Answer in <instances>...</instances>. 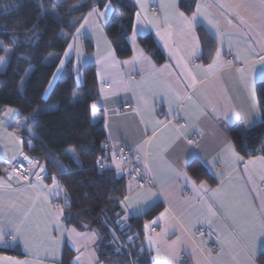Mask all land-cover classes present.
Segmentation results:
<instances>
[{"label": "crops", "instance_id": "obj_1", "mask_svg": "<svg viewBox=\"0 0 264 264\" xmlns=\"http://www.w3.org/2000/svg\"><path fill=\"white\" fill-rule=\"evenodd\" d=\"M131 1L136 11L128 37L129 57L118 58L105 33L111 10L104 17L87 14V23L82 21L85 26H79L66 52L74 60L78 55L79 66L95 67L99 90L95 105L105 114L108 152L102 167L128 177L123 219L160 205L145 224L156 264H258L257 257L264 252V237L256 240L264 230L259 226L264 213L260 178L264 158L242 157L227 132L248 130L262 121L254 86L264 76L249 72L242 77L237 69L260 67L264 4L195 0L193 11L196 3L207 5L217 27L198 17L189 31L177 16L182 12L179 0H142L143 7ZM199 27L213 42L206 62L202 57L207 45L198 35ZM144 35L155 39L165 55L163 63L141 47L137 37ZM85 39L91 43L90 53ZM218 50L220 58L209 69ZM5 110L0 115V222L24 221L26 227L16 241L7 235L0 240V247L19 246L24 256L0 253V264H101L97 234L64 224L63 207H57L64 200L57 198L63 191L58 181L59 185L53 178L23 184L3 164L25 155L16 128V119L21 118L18 112L6 116ZM131 161L139 173L133 166L129 173L126 164ZM193 161L207 170L213 185L191 177L187 166ZM32 163L31 171H40L32 169ZM251 224L256 227L242 233ZM201 227L216 233L215 248L208 237L197 234Z\"/></svg>", "mask_w": 264, "mask_h": 264}, {"label": "trees", "instance_id": "obj_2", "mask_svg": "<svg viewBox=\"0 0 264 264\" xmlns=\"http://www.w3.org/2000/svg\"><path fill=\"white\" fill-rule=\"evenodd\" d=\"M98 2L0 0V41L4 48L14 49L0 71V115L7 107H14L18 118L26 119V127L18 132L27 159L41 165L46 178L54 177L62 187L66 202L64 224L97 234L99 263L156 264L153 250L146 242L145 224L155 217L160 205L143 215L123 219L128 177L127 173L118 174L110 167H102L108 152L104 111L92 107L99 99L95 67L79 66L73 56L65 55L71 37L83 21L80 18ZM111 3L113 9L104 29L118 58L125 59L131 55L128 37L136 8L131 0ZM194 6L195 0H179L185 15H191ZM197 32L206 41L202 57L206 62L213 52V42L201 27ZM137 40L155 62L165 61L151 35L138 36ZM85 42L90 53L91 43L88 39ZM3 53L0 49V56ZM254 89L262 121L248 130L230 128L227 132L244 158H264V79L257 81ZM70 148L77 160L70 156ZM187 170L197 181L215 183L197 161L189 163ZM0 253L24 256L19 246L0 247ZM257 263L264 264V252L257 257Z\"/></svg>", "mask_w": 264, "mask_h": 264}, {"label": "snow or ice", "instance_id": "obj_3", "mask_svg": "<svg viewBox=\"0 0 264 264\" xmlns=\"http://www.w3.org/2000/svg\"><path fill=\"white\" fill-rule=\"evenodd\" d=\"M136 2L138 4H141V6L143 7L142 0H136ZM261 4H264V0H261ZM101 7H103L105 9V12H101L99 10ZM206 8H207V5H203L201 3H196L195 11L192 12V15L190 18L186 17L183 12H177V16L185 25H187L189 31L192 30V27H193L194 23L197 21L198 17H203L205 20L208 21V23L210 25H212L213 27H217V24L213 22L210 15L206 12ZM112 9H113V4L111 3V0H99V2L96 5H94L92 7V10L88 13V17H92V16L104 17L106 12L109 10H112ZM88 17H81L80 19L85 20V22L87 23ZM139 17H140V13H137V19H139ZM229 22H231V21H229ZM241 22H243V21H241ZM84 26L85 25L82 24L80 27L83 28ZM76 31L79 34L80 28H77ZM195 39H198V38H195ZM13 41L15 42V38H13ZM70 47H72V46H70ZM0 49H2L5 52V56H0V64H3L5 62L6 56H9L10 54H14V49H5L3 47V41H0ZM220 54L221 53L218 50L216 53V58L213 60V64L209 65V69L213 68L216 65V63L218 62V60L220 58ZM65 55L67 56L68 53H65ZM21 56H22V54H21ZM22 58L27 59V57H22ZM60 63H61V66H63L64 61L61 60ZM229 63H231V62H229ZM258 63L260 65L259 68L256 65H252L249 68H245V67L238 68L237 71L239 73H241L242 77L244 76L245 73H249V72L252 73L253 75L256 74L257 72H259L262 76H264V55H262L259 58ZM53 78L55 79V74H54ZM92 107L95 108L96 105H92ZM253 108H255V105H253ZM16 112H18L17 109L7 108L5 110V115L11 116L12 114H14ZM157 123H159V122H157ZM189 142H191V141H189ZM113 156L115 158V153L113 154ZM236 158L240 159L239 157H236ZM37 166H39L38 163H37ZM117 168H119V165H117ZM41 171L43 172L44 169L42 168ZM27 175L28 174H25V178L27 177ZM36 175H37V179L40 180L41 178H40L39 174H36ZM260 178L262 180H264V176H261ZM53 180L55 181L54 177H53ZM34 187H35V185H34ZM43 187H46V186H43ZM201 187H204V185L202 184ZM153 223H156V221H153ZM259 226L261 229H264V213L260 214ZM25 227L26 226H25L24 221H20V222L9 221L7 224L0 222V240H3V238L7 235V236H11L12 241H16L20 237L21 232L24 230ZM145 227H147V225ZM255 227H256L255 224L245 225L241 229V231H242V233H247L250 229H254ZM261 237H264V230H261L257 234L256 240L258 241L259 238H261ZM244 238L246 239L247 237L245 236ZM129 239H131V238H129ZM14 264H27V262L26 261H15Z\"/></svg>", "mask_w": 264, "mask_h": 264}, {"label": "built area", "instance_id": "obj_4", "mask_svg": "<svg viewBox=\"0 0 264 264\" xmlns=\"http://www.w3.org/2000/svg\"><path fill=\"white\" fill-rule=\"evenodd\" d=\"M105 147H106V145H105ZM125 153H127V152H125ZM124 159L127 160V156L124 157ZM3 164L8 167V169L11 173L18 176L23 184H30L32 182L37 181L38 179H37L36 174H39L41 179H45L47 176L45 171L33 173L30 169V165L28 163L26 155L19 156L16 159H14L10 162H4ZM131 166H133V169H134L136 174L139 173V169L136 168L135 165L133 164V162L131 161L129 163L127 162V164H126V167L129 169L130 174H133V171H130ZM25 174H28L26 178H25ZM261 187L264 188V183L261 184ZM197 234L200 236L208 237V239L210 240V243L212 245V248H215L214 244L217 241V235L211 229L201 227V228H199Z\"/></svg>", "mask_w": 264, "mask_h": 264}, {"label": "rangeland", "instance_id": "obj_5", "mask_svg": "<svg viewBox=\"0 0 264 264\" xmlns=\"http://www.w3.org/2000/svg\"><path fill=\"white\" fill-rule=\"evenodd\" d=\"M101 12H103V11H101ZM5 49H10L9 47H5ZM1 56H5V52L3 53V55H1ZM8 57L9 56H6V59H5V62L3 63V64H0V71L1 70H3L4 68H5V65H6V63H7V59H8ZM66 57H68V55L66 56ZM75 62L77 63V65H79V57H78V55H76V58H75ZM7 108H13L14 109V107H7ZM39 110H37V112H38ZM36 112V113H37ZM16 122H17V125H16V128L19 130V129H22V127H26V119L25 118H21V119H16ZM69 154H70V156L73 158V159H75V160H77V157H76V154H75V152H74V150L72 149V148H70L69 149ZM39 165V164H38ZM31 168L32 169H36V170H40L41 171V169L43 168L42 166H37V163L36 162H33L32 164H31ZM44 169V168H43ZM40 171H38V172H40ZM55 182V184H58L56 181H54ZM59 185V184H58ZM65 197V195H64V191H61L60 192V195L59 196H57V198L59 199V198H61V199H65L64 198ZM65 202H63V200H62V204H59V205H57V207L61 210L62 209V207H63V204H64Z\"/></svg>", "mask_w": 264, "mask_h": 264}, {"label": "water", "instance_id": "obj_6", "mask_svg": "<svg viewBox=\"0 0 264 264\" xmlns=\"http://www.w3.org/2000/svg\"><path fill=\"white\" fill-rule=\"evenodd\" d=\"M28 163L30 164V160H28Z\"/></svg>", "mask_w": 264, "mask_h": 264}]
</instances>
